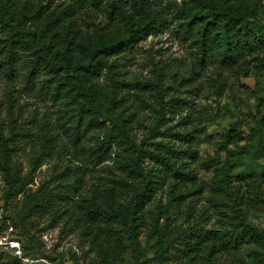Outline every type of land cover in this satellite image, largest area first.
<instances>
[{"label":"rangeland","instance_id":"rangeland-1","mask_svg":"<svg viewBox=\"0 0 264 264\" xmlns=\"http://www.w3.org/2000/svg\"><path fill=\"white\" fill-rule=\"evenodd\" d=\"M30 1L55 8L70 0ZM157 1L170 5V26L139 42L130 54L111 59L122 81L117 113L138 141H163L175 153L193 143L195 157L170 155L181 156L195 177L183 183L176 197L171 182L156 191L141 213L137 242L120 220L99 225L92 212L99 201L112 195L116 205H128L132 199L138 182L122 167L128 152L117 149L99 162L94 153L98 130L78 127L76 105L53 96L45 86L47 77L30 82L24 60L14 69L0 61V159L31 179L33 190L51 188L56 194L49 213L35 219L32 233L40 244H34L9 216L22 210L21 199L6 204L0 191V264H194L179 252L180 245L167 258L156 256L153 227L175 235L194 223L222 232L244 216L264 232L259 170L264 156L257 154L264 144V64L250 60L229 69L217 55L198 58L195 45L182 39L176 27L178 12L192 4ZM214 1L253 8L264 19V0ZM80 15L77 24L86 38L116 28L104 16H93L98 26L89 27L88 14ZM97 81L105 87L108 78ZM154 125L168 135L159 130L151 135ZM180 132L194 134L195 141L181 140ZM221 166L229 171L226 179ZM146 169L155 177L161 174L154 162L147 161ZM216 256L215 264H264V256H255L250 245Z\"/></svg>","mask_w":264,"mask_h":264},{"label":"trees","instance_id":"trees-1","mask_svg":"<svg viewBox=\"0 0 264 264\" xmlns=\"http://www.w3.org/2000/svg\"><path fill=\"white\" fill-rule=\"evenodd\" d=\"M185 1L192 7L178 12L177 32L195 45L198 58L204 60L217 55L221 64L229 69L250 60L264 64V19L256 10L219 6L214 0ZM82 12L89 16L90 21L86 20L89 27L98 24L92 20L93 16H104L116 28L106 32L101 29L96 38H86L77 24ZM171 22L170 5L157 0H70L55 8L50 3L36 4L30 0H0V61L14 69L24 60L30 82L37 83L47 77L45 86L53 96L76 105L78 127L85 124L98 130L94 153L99 162L110 158L117 149L128 152L122 167L127 177L138 182L133 187L130 203L116 205L111 195L99 201L92 212L99 225L122 221L134 242H137L141 213L156 191L171 182L176 197L182 192L183 183L195 177L192 168L180 162L181 156L175 158L170 154L183 152L195 157L197 150L193 143L175 153L163 141L147 138L138 141L132 127L117 113L122 81L113 71L111 59L130 54L139 42L167 29ZM102 75L108 78L105 87L97 81ZM157 120L159 122V116ZM160 128L152 126L151 135L158 130L168 135ZM178 134L181 140L194 142L196 138L190 132ZM257 154L264 156L263 143L259 144ZM147 161L154 162L161 174L155 177V173L149 172ZM259 170L264 176V166ZM0 171L4 203L21 199L22 210L9 215L13 224L34 244H40L34 239L32 228L35 219L49 213L55 203L54 190H33L32 180L23 178L20 171L13 172L2 159ZM219 171L224 179L228 178L227 167L221 166ZM240 218L236 225L222 232L202 230L190 223L174 235L169 229L155 225V254L167 258L176 245H180L179 252L183 251L190 262L215 264L217 254L250 245L255 256H264V232L244 216Z\"/></svg>","mask_w":264,"mask_h":264}]
</instances>
